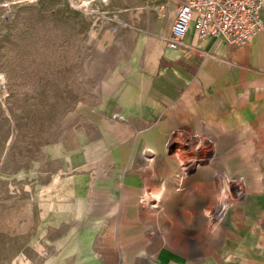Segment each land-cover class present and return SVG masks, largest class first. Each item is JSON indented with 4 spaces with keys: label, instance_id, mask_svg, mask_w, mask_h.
<instances>
[{
    "label": "crops",
    "instance_id": "crops-1",
    "mask_svg": "<svg viewBox=\"0 0 264 264\" xmlns=\"http://www.w3.org/2000/svg\"><path fill=\"white\" fill-rule=\"evenodd\" d=\"M183 1L135 0L98 33L80 125L41 163L39 264H264V30L235 46L191 25L171 47ZM180 128L211 140L182 177Z\"/></svg>",
    "mask_w": 264,
    "mask_h": 264
},
{
    "label": "rangeland",
    "instance_id": "rangeland-1",
    "mask_svg": "<svg viewBox=\"0 0 264 264\" xmlns=\"http://www.w3.org/2000/svg\"><path fill=\"white\" fill-rule=\"evenodd\" d=\"M134 3L0 0V264H39L47 252L51 207L40 201L41 182L48 178L41 164L46 148L72 137L80 125L75 106L89 96L99 74L92 65L102 60L97 35L119 25V12L134 10ZM175 140L181 171L189 160L196 163L195 156L200 163L210 159L209 144L196 154L184 150V138ZM182 172L181 177L191 171Z\"/></svg>",
    "mask_w": 264,
    "mask_h": 264
},
{
    "label": "built area",
    "instance_id": "built-area-1",
    "mask_svg": "<svg viewBox=\"0 0 264 264\" xmlns=\"http://www.w3.org/2000/svg\"><path fill=\"white\" fill-rule=\"evenodd\" d=\"M264 0H184L176 10L175 19L168 39V45L177 47L193 25L198 38H224L228 43L241 46L252 41L254 36L264 30ZM175 135L184 138V150L203 151L204 145L210 144V138L201 132L180 128ZM195 137V141L191 140ZM200 139V141H199ZM182 141V140H180ZM185 169L182 174L191 171L201 160ZM203 158V157H202Z\"/></svg>",
    "mask_w": 264,
    "mask_h": 264
},
{
    "label": "bare ground",
    "instance_id": "bare-ground-1",
    "mask_svg": "<svg viewBox=\"0 0 264 264\" xmlns=\"http://www.w3.org/2000/svg\"><path fill=\"white\" fill-rule=\"evenodd\" d=\"M194 137H191V139H193ZM155 153V152H154ZM145 155V154H144ZM151 155V154H150ZM148 156V155H147ZM152 156V155H151ZM194 160H189V164H191V165H193L194 164V162H193ZM153 162V161H152ZM181 162H183V161H181ZM186 168V167H185ZM148 177V176H147ZM156 191V190H155ZM148 194V193H147ZM147 198V197H146ZM224 199V198H223ZM228 204V203H227ZM153 206H155V205H153ZM220 209H221V207H220ZM219 210V209H218ZM220 211V210H219ZM218 211V212H219ZM89 213V212H88ZM121 216V215H120ZM123 216V215H122ZM221 216H222V214H221ZM146 217V216H145ZM144 218V217H143ZM220 218V217H219ZM153 219V218H152ZM154 220V219H153ZM170 234V233H169ZM154 235V234H153ZM155 239V238H154ZM148 241V240H147ZM143 243V242H142ZM145 243V242H144ZM158 247V246H157ZM91 253V252H90ZM86 254V253H85Z\"/></svg>",
    "mask_w": 264,
    "mask_h": 264
}]
</instances>
